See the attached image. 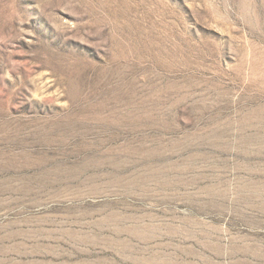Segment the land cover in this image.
<instances>
[{
    "label": "rangeland",
    "instance_id": "rangeland-1",
    "mask_svg": "<svg viewBox=\"0 0 264 264\" xmlns=\"http://www.w3.org/2000/svg\"><path fill=\"white\" fill-rule=\"evenodd\" d=\"M0 264H264V0H0Z\"/></svg>",
    "mask_w": 264,
    "mask_h": 264
}]
</instances>
